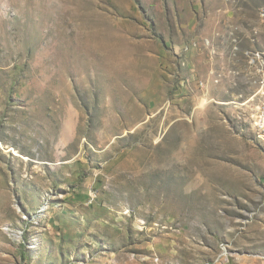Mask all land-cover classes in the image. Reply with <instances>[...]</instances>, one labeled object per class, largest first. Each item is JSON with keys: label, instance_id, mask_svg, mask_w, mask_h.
<instances>
[{"label": "rangeland", "instance_id": "obj_1", "mask_svg": "<svg viewBox=\"0 0 264 264\" xmlns=\"http://www.w3.org/2000/svg\"><path fill=\"white\" fill-rule=\"evenodd\" d=\"M263 102L264 0H0V264H264Z\"/></svg>", "mask_w": 264, "mask_h": 264}, {"label": "built area", "instance_id": "obj_2", "mask_svg": "<svg viewBox=\"0 0 264 264\" xmlns=\"http://www.w3.org/2000/svg\"><path fill=\"white\" fill-rule=\"evenodd\" d=\"M255 63V60H252ZM254 126L258 134L264 139V102L260 106L257 115L254 118Z\"/></svg>", "mask_w": 264, "mask_h": 264}]
</instances>
